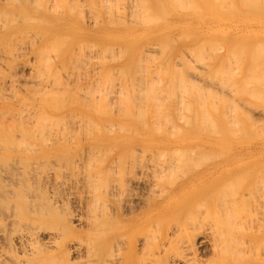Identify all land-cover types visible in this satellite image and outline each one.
I'll list each match as a JSON object with an SVG mask.
<instances>
[{"label": "bare ground", "instance_id": "1", "mask_svg": "<svg viewBox=\"0 0 264 264\" xmlns=\"http://www.w3.org/2000/svg\"><path fill=\"white\" fill-rule=\"evenodd\" d=\"M12 1H14V0H12ZM29 1L27 0V3H31L33 0L31 2H29ZM36 1L38 3H40L39 7H41L43 5L42 1H40V0H36ZM36 1H34V2H36ZM60 1L61 0H59V2L56 1L59 3V5L54 4V5L59 6V9L62 7V6L60 7ZM65 1H68V0H65ZM69 1H68V3H69ZM79 1H77V2H79ZM101 1L103 2V0H101ZM110 1H113V0H110ZM119 1L121 2V0H119ZM125 1L128 2L127 0H125ZM133 1L135 2V0H133ZM138 1H140V0H138ZM174 1L172 0V2H174ZM187 1L188 0H186V2H182L181 3L182 6H180L178 4L179 7H183V9H184L186 6V5L184 6V4L185 3L187 4ZM217 1L218 0H216V2ZM223 1H225V0H222V3H221V0L219 1L222 4V5L219 4V6L223 7V8L220 7V8H222V10L223 9L226 10L228 6L227 7L224 6ZM247 1H249V0H247ZM259 1H261V0H259ZM15 2H16V0H15ZM62 2H64V1H62ZM72 2H71V5H72ZM105 2L107 3L108 1H105ZM130 2H132V1L130 0L129 3ZM141 2L142 1H140L139 3H136L135 6H134V4L129 5V3H128V6H132V7L134 6L135 9L134 8H132V9L137 10L138 9L137 6L139 4H141ZM168 2H169V0H168ZM178 2H179V0H178ZM178 2L176 0L175 4ZM242 2L244 3V1H242ZM242 2L240 3V6H239V5H237V4H239L238 2L236 4L235 0H234V2L231 0L230 4L233 5L235 3L236 6L241 7V6H243V5H241ZM250 2L252 3V1H250ZM262 2L263 1H261V3ZM21 3H22L21 4L22 7H24L25 9H26V7H28V6H26L27 3H25L24 0H22ZM48 3L49 2H47V4ZM83 3H84V1L82 2V4ZM95 3H97V2H95ZM95 3L90 2V4H95ZM109 3H111V2H109ZM188 3H191V2H188ZM192 3L195 4L196 2L193 1ZM224 3H226V2H224ZM228 3H229V0L226 4H228ZM111 4H113V3H111ZM117 4H119L118 0H117V2H115L114 5H117ZM125 4H124V6H125ZM169 4L171 5L174 3H169ZM254 4H256V3H254ZM258 4H260V3H258ZM7 5L8 4H4L0 0V11H8L9 12L11 7L8 8ZM51 5H53V4H50L49 6H51ZM71 5H70V3L68 4V6H70V8L69 7L67 8V9H69V11L71 8H73V5H72V7H71ZM76 5H77V3H76ZM76 5H74V6H76ZM83 5H85V4H83ZM86 5H88V4H86ZM104 5H106V4H104ZM119 5H121V4H119ZM119 5H117V6H119ZM143 5H144V2H143ZM145 5H148V4H145ZM178 5H177V7H178ZM231 5L228 8H231L232 10H233V8L235 9L236 6L232 7ZM252 5H253V3L251 4V6ZM107 6H109V5H107ZM140 6L143 7L142 4ZM140 6H139V9L137 11L140 10V8H141ZM149 6H150V4H149ZM149 6H146L147 7V8L145 7L146 9L143 8V11L146 12L148 10ZM157 6L159 7V4ZM163 6H164L163 8L168 7V5L167 6L163 5ZM197 6L200 7L201 5L199 6L198 3H197V5L195 4V7H196L195 9H200ZM248 6H249V3H248ZM251 6L248 7L249 11H250ZM53 7L54 6H52V8ZM109 7L107 8V10L112 9L111 5ZM114 7L115 6H113V8ZM121 7H122V5H121ZM126 7H123V9L125 8L124 10H126ZM193 7L194 6H192L190 4V8H193ZM214 7L215 6L213 5V8ZM243 7H245V6H243ZM253 7H255V5L252 6V8ZM256 7H258V6H256ZM52 8H51V10H53ZM75 8L71 9L70 13ZM91 8H90V11H91ZM104 8H106V6H104ZM117 8L115 7L116 11H118ZM173 8H174V5H173ZM188 8H189V6H188ZM190 8H189V11H190ZM261 8H263V7L261 6ZM18 9L20 10V8H18ZM48 9H49V7L47 6V7H44L42 11H38V10L37 11L39 13H42V14L44 13L43 15H45L47 12L49 14ZM56 9H58V8H56ZM120 9L122 10V8H120ZM127 9H129V8L127 7ZM150 9H151V7H150ZM169 9H170V11H169ZM169 9H168V11L171 12L170 7H169ZM210 9H212V8H210ZM214 9H216V8H214ZM236 9H239L238 12L240 10L243 11V9L245 11V8H243V9L236 8ZM84 10H85V7H84ZM157 10H158V8H157ZM166 10H167V8H166ZM166 10H161V11L166 12ZM177 10H179V9H177ZM177 10H175V11H177ZM11 11H10V13H11ZM15 11H16V9H14V12ZM58 11L56 10L55 12L57 13ZM61 11H63V10L61 9ZM82 11H83V9H82ZM106 11H105V13L108 12V11L107 12ZM130 11H128V13ZM140 11L143 12L142 10H140ZM183 11L184 10H182V12ZM186 11H188V10H186ZM233 11H235V13H236V10H233ZM253 11H254V9H253ZM25 12H26V10H25ZM29 12H30V10H29ZM76 12H77V10H76ZM134 12H135V14H134ZM134 12H133V10L131 12L134 15V17L137 16V13L141 14V12H136V11H134ZM145 12H143V13H145ZM177 12H179V11H177ZM182 12H180V13H182ZM62 13H60V14H62ZM79 13L80 12L78 11V14ZM83 13L85 14V11ZM113 13H115V12H113ZM174 13H176V12H174ZM186 13L188 14V12H186ZM186 13H185L186 16H189V15L191 16L193 14L192 13V14L187 15ZM189 13H191V12H189ZM220 13H221V11H220ZM244 13H243L244 15L247 14L246 12H244ZM98 14H99V12H98ZM109 14H110V11H109ZM120 14H123V13L120 12ZM149 14H151V13H149ZM196 14H197V12H196ZM253 14H255V13L253 12ZM15 15L17 16V13ZM89 15H90V13H89ZM133 15H132V18H133ZM142 15H144V14H142ZM145 15H146L145 18H144V16H141L143 19L142 20L143 22L148 21V23H149L151 19L153 21L157 20V18H154L153 15L152 16L150 15V17H148L149 15L146 13H145ZM200 15L202 16L201 12H200ZM223 15L226 16L224 13H223ZM46 16H47V14H46ZM81 16H80L81 18H83V19L85 18L83 14ZM172 16H174V15H172ZM186 16H185V18H186ZM197 16H198V14H197ZM94 17L95 16H93V19H94ZM107 17H109V15ZM111 17H112V15H111ZM123 17H124V15H123ZM209 17H210V15H209ZM232 17H233V15H232ZM249 17H247V19H246L247 21H248ZM257 17L260 18L261 16L259 17L257 15ZM14 18H15V16H14ZM35 18H33V19L35 20ZM99 18H101V17H99ZM119 18L122 19L121 16H119ZM126 18H128L127 15H126ZM130 18H131V16H130ZM146 18H148V19L146 20ZM183 18L184 17H182V19ZM244 18H246V17H244ZM244 18H240V19L243 20ZM18 19H19V17H18ZM36 19H38V18H36ZM90 19H91V17H90ZM95 19H98V18H95ZM95 19L93 20L94 23H95ZM109 19H110V17H109ZM115 19H116V17H115ZM121 19H119V20H121ZM133 19L132 20L135 22V20H137V21L140 20V17L138 15V19H137V17H136V19L135 18H133ZM7 20H6V22H8ZM23 20H25V19H23ZM28 20H32V19H28ZM52 20L54 21V19H52ZM127 20L128 19H126L125 21H127ZM169 20H168V22H169ZM171 20H173V19H171ZM208 20H210V19L208 18ZM1 21H3V20H1ZM96 21H98V20H96ZM121 21L123 22V20H121ZM133 21H130V22H133ZM137 21H136V23H137ZM142 21H139V22L143 23ZM166 21H167V17H166ZM173 21L175 22L176 20H173ZM184 21H186V19H184L182 22H184ZM198 21H200V20H198ZM223 21H224V19H223ZM234 21L235 20H233L232 22H234ZM257 21H258V19L256 20V22ZM12 22H13V20H12ZM23 22H25V21H23ZM85 22H87V21H85ZM108 22H110V21H108ZM113 22H114V18H113ZM180 22H181V20H180ZM182 22H181V24H182ZM219 22H221V20H219ZM256 22H255V25H256ZM56 23L58 25H61V24L69 25V23H71L70 15H68V16L64 15L63 17L58 18V21ZM79 23H80V21H79ZM119 23L120 22H118V24ZM196 23L194 22L192 24L198 25L199 22L197 24ZM200 23H202V25H203L204 22H200ZM200 23H199V25H200ZM211 23H212V21H211ZM213 23L211 25H213ZM217 23L218 22L216 21V24ZM221 23L223 25L226 22L225 23L221 22ZM237 23L239 24V22H237ZM244 23L247 24V22H244ZM250 23H251V25L252 24L254 25L253 22H250ZM258 23H259V21H258ZM258 23H257V25H258ZM2 24L0 26H2ZM110 24H113V23L111 22ZM4 25L5 24H3V26ZM209 25H210V23H209ZM230 25H232V24H230ZM235 25H237V24H235ZM66 28H68V27H66ZM39 29H41V28H39ZM48 31H46V32H48ZM162 31H159V32H162ZM46 32H42V34L46 33ZM87 32H88V30H87ZM142 32L145 34L144 31H142ZM153 33H155V32H153ZM165 33H166V31L164 32L163 36L166 35ZM22 34H24V33H22ZM25 34H24V36H25ZM27 34H29V33H27ZM57 34H59V33H57ZM179 34H178V37H180ZM37 35L39 36V38H41L43 36V35L41 36L39 34V32H37ZM37 35H35V37ZM134 35H135L134 37H136L137 33ZM140 35H142V33ZM158 35L159 34L157 33V36ZM183 35L184 34H181V37ZM31 36H34V35H31ZM163 36H161V38L165 39V38H163ZM29 37H30V35H29ZM29 37H25V38L29 39ZM169 37H172V36H169ZM9 38L11 39L10 36H9ZM25 38H23L22 40H24ZM63 38L65 39V36ZM66 38H68V37H66ZM142 38H145V37H142ZM174 38H175V36H174ZM10 39H7V40H10ZM48 39H50V38H48ZM151 39H153V38L149 39L150 42L146 38L144 39V41L147 40L148 43L151 44V46H152L153 43H151ZM167 39H168V37H167ZM175 39H177V38H175ZM34 40H36V39H34ZM34 40H31V41L33 42ZM165 40H163V41H165ZM169 40L170 41L166 40L165 42H167V44H168V42H171L170 38H169ZM14 41H15V39H14ZM55 41H56V38H55ZM60 41H63L62 37H61ZM7 42H9V41H7ZM52 42L56 43V42H54V40ZM64 42H65V40H64ZM201 42H203V41H200V43ZM9 43H11V42H9ZM142 43H144V42H142ZM145 43H147V42H145ZM156 43L158 45V42H156ZM174 43H175V41H174ZM205 43H206V41L204 42V44ZM207 43L209 44L210 42L208 41ZM213 43L215 44V42H212V44ZM228 43H230V42H228ZM261 43L263 45V42H261ZM23 44H25V43H23ZM56 44H58V42ZM82 44H83V42H82ZM84 44H86V42ZM93 44L95 45V43H93ZM218 44H219V42H218ZM10 45H8V46H10ZM29 45H31V44H29ZM50 45H49V48H50ZM62 45H63V43L61 44V46ZM65 45H66V43H65ZM83 45L82 46L80 45L81 49H82ZM141 45H140V47H141ZM143 45L144 46L141 49V51L138 52L139 54L142 53V55H144L146 53V51L153 50V47L150 48L151 47L150 45H148V44H143ZM260 45L261 44H259V46ZM3 46H1V47H3ZM25 46L27 47V45H25ZM25 46L22 47L23 50H24ZM46 46H47V44H46ZM165 46L167 47V45H164V47L163 46L162 47L165 48V50H166ZM234 46L235 45L233 44V47L231 48V50L233 49L232 51L235 54L236 51H234V49H235ZM13 47H14V45H13ZM64 47H66V46H64ZM87 47L89 48V45ZM204 47H205V45H204ZM204 47L200 46V48H202L203 50H204ZM244 47L242 46L241 48L245 49ZM27 48H30V47H27ZM118 48H120V47H118ZM121 48H122V46H121ZM160 48H161V45H160L159 49ZM171 48H173V47H170V51H168L169 53L171 52ZM186 48H188V47H186ZM191 48H193V47H191ZM191 48H190V51H191ZM200 48L198 47L197 49H200ZM208 48L210 49V46ZM218 48H219V46H218ZM241 48H239L240 51H241ZM257 48H259V47H257ZM262 48H263V46H262ZM14 49H13V51H14ZM47 49L48 48H45L46 51H48ZM52 49H54V47ZM66 49H67V47H66ZM122 49H124V48H122ZM214 49H215V47H214ZM2 50L0 49V51H2ZM25 50H27V49L25 48ZM95 50H96V48H95ZM104 50H105V48L103 49V51ZM165 50L163 49L164 52H165ZM231 50L229 51L230 53H227L228 56L230 54H233V52ZM76 51H78V50H76ZM90 51L91 50H89V52H87V53L88 54L94 53V52H90ZM154 51H156V50H154ZM185 51H183V53ZM187 51H189V50L187 49ZM190 51H189V53H190ZM214 51L217 52L218 50H214ZM253 51H255V50H253ZM253 51H252V54H253ZM18 52H19V50H18ZM40 52H42V51H40ZM43 52H45V51H43ZM99 52H100V54H102L101 53L102 49ZM99 52L95 55L98 56ZM113 52L115 53L116 51L113 50ZM113 52H110V54ZM127 52H128V50H127ZM215 52H211V53L215 54ZM13 53H12V55H14ZM23 53H22V55H23ZM49 53H51V52H49ZM186 53H184L185 56H186ZM203 53H204V55L206 54L205 52H202L201 55H199V56L197 55L198 61H199V58H202L205 61V58H203L205 56L200 57V56H202ZM238 53H240V52H238ZM20 54H19V58H20ZM82 54H83V52H82ZM107 54H108V52H107ZM149 54H151V53L149 52ZM152 54H153V52H152ZM191 54H193V53H191ZM209 54L207 53V57ZM213 54L210 55V57L213 56ZM240 54L243 55V53H240ZM263 54H264V51H263ZM0 55H3V54H0ZM48 55H50V54H48ZM117 55L120 56L121 55L120 52L119 53L117 52L116 56ZM157 55H159L161 57V54H157ZM167 55L169 56L170 54L167 53ZM260 55H261V53H260ZM16 56H18V55H16ZM77 56H75L74 58H77ZM100 56H102V55H100ZM113 56H114L113 58H115V59L117 58L115 56V54H113ZM140 56H141V54H140ZM151 56L148 55L147 56L148 58L147 57L146 58L149 59V57H150V59H151ZM159 56H156V58H154L155 57L154 56L153 58L156 60L157 57L159 58ZM194 56H195V54H194ZM228 56H226V57H228ZM235 56L237 57L238 55H235ZM13 57L15 58V56H13ZM13 57H12V59H13ZM38 57H40V56H38ZM51 57L50 58L48 57V58L52 59ZM86 57L88 58L87 55H86ZM92 57H91V60L89 59L88 63L84 64V65L89 66L91 64V61L94 60V59H92ZM111 57L112 56H110V59H111ZM182 57H184V56H182ZM210 57H208V59H206V60H212L213 59V57H211V59H209ZM232 57L233 56H231V58ZM254 57L255 56H253L252 58L254 59ZM7 58H8V56H7ZM9 58L7 59L8 65L10 64V61H8ZM41 58H43V57L41 56L40 59ZM48 58L46 57V59H48ZM53 58H55V57H53ZM79 58L80 57H78V59ZM89 58H90V56H89ZM93 58H96V57H93ZM107 58H109V57H106L104 59L107 60ZM140 58H139V61H140ZM153 58L151 59L152 61L154 60ZM44 59H41L40 62L42 63L44 61ZM78 59H76V60L78 61ZM80 59H79V61H80ZM96 59L101 60L103 58L99 59V56H98ZM147 59H145V62L148 61ZM176 59H177V57H176ZM184 59H185V57H184ZM202 59H200V63L202 62L201 61ZM240 59H241V56L239 57V60ZM253 59H251V60H253ZM34 60L37 61V59H34ZM151 60H149V61L151 62ZM187 60H190V59L189 58L186 59V62H188ZM195 60H197V59H195ZM215 60H216V58H215ZM229 60L227 63L228 65H229ZM262 60L263 59H261L260 61H262ZM3 61H5V60H3ZM82 61L83 60L81 59V62ZM89 61H90V64H89ZM191 61H192V59L190 60V62ZM221 61H222V59H221ZM237 61H238V59H237ZM257 61H259V60H257ZM11 62H12V60H11ZM27 62L29 63L28 60H27ZM38 62H39V60H38ZM46 62H47V60H46ZM48 62H51V61H48ZM71 62H72V59H71ZM3 63H6V62H3ZM83 63H86V62H83ZM83 63H82V65H83ZM100 63L101 62H99V64ZM144 63L143 64L139 63L140 66L142 65L141 66L142 68H144L143 67L145 65ZM165 63L167 64V61ZM262 63H261V65H262ZM15 64H16V66L19 65V64L17 65V63H15ZM79 64H80V62H79ZM139 64H137V66ZM147 64H148V62H147ZM203 64H201V66ZM207 64H209V63H206L204 66H206ZM220 64H219V66H220ZM1 65L2 64L0 63V66ZM8 65H5V66L8 67ZM49 65L47 64L46 65L47 67L46 66L45 67L48 68ZM84 65H83V67H84ZM160 65H162V64H160ZM193 65L194 64L192 62V67H193ZM238 65H240V64H237V66ZM252 65H255V64H252ZM2 66H1V68L4 67V66L3 67ZM16 66L13 65L12 67L14 68ZM30 66H32V65H30ZM30 66H29V68H30ZM35 66H36V64H35ZM50 66H52V64ZM60 66H61V64H60ZM98 66H100V65H98ZM219 66H217V67H219ZM7 67H6V70H7ZM145 67H146V65H145ZM174 67H177V65ZM198 67H200V66L198 65ZM206 67L208 68V66H206ZM217 67H216V70H217ZM43 68H42V70H43ZM49 68H51V67H49ZM62 68L65 71L64 66ZM68 68H66V69H68ZM77 68H79V70H80V65ZM101 68H102V66H101ZM138 68H136L135 70L138 71L139 70ZM158 68H159V66H158ZM162 68H164V67H162ZM195 68H196V70L198 69L196 66H195ZM93 69H95V67ZM97 69H100V68H97ZM108 69H110V67L107 68V70ZM146 69H147V67H146ZM184 69H186V68L184 67ZM190 69L192 70L191 65H190ZM190 69H189V71H190ZM227 69H228V67H227ZM4 70L5 69L3 68V70H1V71L4 72ZM22 70L23 69H21V71ZM70 70H71V68H70ZM121 70H122V68H121ZM154 70L155 69H153V75H154ZM159 70H160V68H159ZM159 70L156 68L155 71L159 72ZM205 70H206V68H205ZM262 70H264V69H262ZM14 71H12V73ZM89 71H91V70H89ZM141 71H143V73H144V69H142ZM163 71L165 72V70H163ZM177 71L178 70L175 69V73H180ZM222 71L224 72V70H222ZM247 71H248V69L246 70V72ZM23 72H25V71H23ZM31 72H34V71H31ZM46 72L47 71H45V73ZM59 72H61V71H59ZM76 72H77V70H76ZM81 72H83V71H81ZM158 72L156 73V75L158 74ZM169 72H170V70H169ZM193 72L194 71H192V74L195 73V72L194 73ZM234 72H236V71L234 70L232 73H234ZM4 73H2V74H4ZM56 73H58V72H56ZM65 73H66V71H65ZM72 73L74 74V69H72ZM83 73H86V72H83ZM90 73H92V72H90ZM95 73H96V70H95ZM145 73H147V72H145ZM198 73H199V71L197 72V74ZM227 73H225V75H227ZM2 74H1V76H3ZM16 74H17V72H16ZM21 74H22V72H21ZM37 74H39V77H40L42 73L38 72ZM52 74H53V72H52ZM77 74H76V76H77ZM106 74H107V72H106ZM115 74L112 73V75H115ZM119 74H120V72H119ZM138 74H141V72H138L137 75ZM201 74H199L197 76H199V78H200ZM239 74H240V72H239ZM27 75H30V74H27ZM60 75L61 74H59L58 77ZM153 75H150V76L155 77V75L154 76ZM175 75H177V74H175ZM44 76H47V74ZM103 76H106V75L104 74ZM180 76H182V75H180ZM180 76H178V78ZM215 76H216V74H215ZM255 76H256V74H255ZM11 77H13V76H11ZM19 77H22V76H19ZM25 77H26V75H25ZM29 77H30L29 80L30 79L32 80V78H34L36 80V75L34 77H32L30 75ZM50 77H51V75H50ZM55 77L57 78V75ZM70 77H72V75ZM116 77H118V74ZM152 77H150V79H148V78L147 79L149 81H151ZM226 77H228V76H226ZM52 78H54V77H52ZM52 78H50V80ZM63 78H64V76L62 77V81H61L62 84L65 82V81L63 82ZM68 78H69V75H68ZM83 78H81V79H83ZM89 78H90V76H89ZM89 78H88V80H89ZM92 78L93 77L91 76V79ZM101 78H103V77H101ZM112 78H113V76L110 79H112ZM119 78H120V76H119ZM175 78H172V81H175ZM181 78H183V77H181ZM187 78H188V76H187ZM199 78L197 77V79H199ZM223 78H224V76H223ZM108 79H106V81L110 82V80H108ZM145 79H146V77H145ZM217 79H219V78H217ZM243 79H245V77ZM38 80L39 79H37L36 81H38ZM64 80H65V78H64ZM76 80H78V79L76 78ZM76 80H75V82H76ZM85 80H87V79H85ZM90 80L88 81V85H89V83H91V84L93 83ZM95 80H96V78H95ZM114 80L115 79L113 78V82H115ZM123 80H125V79H123ZM137 80H138V78H137ZM140 80L139 81L135 80V81L137 83H139V82L143 81L144 78H142L141 81ZM155 80H157V79H155ZM159 80H161V79H159ZM214 80H215V77L212 80V82ZM13 81H14L13 83L15 85L16 81L14 79H13ZM68 81L70 82V80H68ZM68 81H67V83H68ZM99 81H100L99 78H97V80L95 81L96 82L95 85H93V86H95V89H93V90L91 88H94V87L89 88L86 84H85V86H87V88L85 86H84V88H82L83 82H82L81 89L79 87H77L79 89H74V88L66 89L67 88L66 87L64 89L59 88V89H57L58 91H54V89L49 90V89L45 88V89L49 90V91H46L44 88H42L43 87L42 86L40 88L44 89L43 93L41 91L40 92L42 94L40 92H38L41 95V97L38 96L39 95L38 93H37L38 95H36V96L41 98V99H39V101L45 100L46 103L44 101L43 103L35 104L36 103L35 102L34 103L35 106H29L28 108L20 107L21 109H18L19 106H18V108L13 107L12 110H10L11 109L10 108V109H8L9 111H6L4 113H3V111H5L8 108V107L7 108H4V107L8 106L9 104L8 105L4 104L5 106H0V108L2 107L0 109V112L2 111L0 113L1 114L0 117L3 116L2 118H0V264H264V153H263L264 151L263 152L256 151V150L253 151V150L248 149V148H245V149L240 148V149H236L235 151L225 150L224 148H223L224 150L220 149L221 151L216 150L217 149L216 147H220L221 145H223V146L225 145V142H224L225 140L221 141L218 139H214L212 137L211 133H213V131L215 130L213 128H216V126L214 124H211V122H209L211 119L208 120V117L210 114L207 115L208 114L207 110L204 107L206 102H205V104L202 105L204 108H201L199 110L200 106L199 107L197 106L198 109L196 111L195 109L197 107L195 108V104L192 101L193 98L190 95V93H188V92H190V90L188 89L189 91H187V89H186L185 91H183L181 89L182 91H177L179 88L178 89L176 88L177 90L175 89V87H177L176 84L172 85L173 90H171V91L172 92L174 91V92L170 93V95L168 96L169 98H166L167 97V96H165L166 91L168 93L171 92V91H169L170 88H167V87H171V86H169V84L174 83L172 81H167V82L163 83L164 85L167 83L166 85H168V86H166V88L169 90H164L165 89L163 87L164 85L161 86V88H158L159 86L157 87L158 83L156 81L157 84L155 83L156 85H154V86L157 87V90L155 89L156 87H154L155 90L154 89L153 90H151V89L147 90L148 86H146V84L144 83L146 89H145V87H142L143 85H140L142 87L141 88V87H138L139 85L137 86V84H135L136 87H138L137 89L135 88L132 90L131 89L127 90V88L124 89L123 88L124 86H121L122 90L121 89L120 90L115 89L114 91H113V88L117 87V86L114 87L115 86L114 83H112V84H114V86H113L112 90L110 89L111 91H108L109 90L108 88H106V89H108L107 91H99L100 90L99 88H98L99 90H96L97 89L96 85L98 84L97 82H99ZM180 81H182V79L179 80V85H180ZM191 81H192V78H191ZM210 81H211V79H210ZM226 81H228V80H226ZM235 81H236V79L233 80V82H235ZM7 82H8V80H7ZM24 82H26V80ZM43 82H45V81H43ZM43 82H37V84L43 83ZM49 82L47 81L48 84H49ZM55 82H57V81H55ZM125 82L126 81H124V83ZM161 82L162 81H160V83ZM183 82H185V83H183ZM183 82H181V83L185 85L187 81H183ZM230 82L231 81H228V84H230V86H231V84H233V83H230ZM105 83L107 84V82H105ZM117 83H119V82H117ZM141 83H143V82H141ZM205 83H203V84H205ZM215 83L218 84L217 82H215ZM221 83L219 82L218 86H220ZM225 83H227V82L224 81V83H222V84L224 85ZM246 83H247V81H246ZM249 83H250V81H249ZM4 84H6V83H4ZM8 84H9V82H8ZM55 84L56 83H54V85ZM100 84L102 86L99 85L98 87H100V86L103 88L105 87V86H103L102 83H100ZM187 84L190 87L189 81ZM252 84H254V83H252ZM258 84H259V82H258ZM17 85H19V84H17ZM22 85H24V84H22ZM41 85L42 84H40V86ZM49 85H51V84H49ZM57 85H58V83H57ZM69 85L70 84H68V86ZM73 85H74V83H73ZM77 85H79V82L77 83ZM129 85H130V83H129ZM233 85H235V84H233ZM11 86H13L12 83H11ZM11 86H10V88H12ZM19 86H21V83ZM28 86H31V85L27 84V86H26V88H24V90L28 89L27 88ZM34 86H32V87L34 88ZM188 86L186 88H188ZM225 86H226V84H225ZM244 86L245 85H243V87ZM15 87H17V86H15ZM22 87H20V88L23 89ZM44 87H46V86H44ZM108 87H112V86L109 85ZM133 87H135V86H133ZM162 87H163V89H162ZM181 87L184 88L183 86H181ZM191 87H193V86H191ZM20 88L18 90L19 93L20 92L24 93V91H21ZM235 88H237V87H235ZM2 89H4V88H2ZM5 89H7V88H5ZM5 89H4V91H5ZM34 89H33V91H34ZM38 89H39V87H38ZM196 89L197 88H195V90ZM222 89L226 90V87H224ZM227 89H228V86H227ZM234 89H232L233 93H234V91L236 93L237 90H234ZM103 90H105V89H103ZM232 90L230 89V93H232L231 92ZM247 90H248V88H247ZM1 91L2 90L0 89V92ZM14 91L11 93H14ZM18 91H16L17 94H18ZM30 91L31 90H28V92L31 93L30 95L35 93V92L32 93ZM198 91H199V89H198ZM220 91H221V89H220ZM212 92H214V91H212ZM237 92L240 93L241 90H239ZM243 92H245V91H243ZM243 92H241V93L243 94ZM247 92H245V93H247ZM4 93H6V92H4ZM25 93L23 95L19 94L18 97H20L21 95H22V97L24 95H25L24 97H26L27 94H25ZM201 93L203 94L204 92H201ZM225 93H224V95H225ZM249 93H250V91L248 92V95H249ZM252 93L254 94L255 92H251L250 94H252ZM1 94H3V92ZM17 94L14 93V95H16V96H17ZM206 94H208V92ZM257 95L261 96L263 94L259 91ZM12 96H13V94H12ZM204 96H206V95H204ZM254 96H255V94H254ZM7 97L10 98V96H7ZM38 97H36V99ZM206 97H208V96H206ZM255 97H253V98H255ZM11 98H15V96L11 97ZM57 98H58V100H57ZM203 98L204 97H202V99ZM214 98H216V97H214ZM221 98H222V96H221ZM231 98L233 99V96H231ZM256 98H259V97H256ZM16 99H17V97L15 98V101H17ZM25 99L27 100V98H25ZM149 99L150 100L153 99L154 102L151 101V103H149L148 102V101H150ZM225 99H226V97H225ZM225 99H223V101ZM48 100H50V101H48ZM200 100H201V98H200ZM214 100H211V102L209 104H211ZM235 100H237V99L235 98ZM29 101H27V102H29ZM187 101H189L190 103H188ZM237 101H239V100H237ZM243 101H244L243 103H247V100L246 101L243 100ZM27 102H23V103L27 104ZM58 102H60V103H58ZM232 102H234V101L232 100ZM240 102H241V100H240ZM3 103H5V102H3ZM7 103H10L9 100L7 101ZM30 103L31 102H29V105H30ZM101 103H102V105H101ZM248 103H250V102L248 101ZM215 104L216 103L213 102L210 105V107L211 106L214 107ZM225 104H224V106H226ZM227 105H228V103H227ZM240 105H242V104H240ZM252 105L254 106L253 103H252ZM187 106H189V108ZM185 107H187V108L184 109ZM244 107H246L245 104H244ZM225 108H227L229 110V106L225 107ZM203 109H205L206 112ZM254 109H252V110H254ZM261 109H263V108H261ZM210 110L211 109H209V111ZM218 110H219V108H218ZM214 111H216V110H214ZM231 111L232 110L230 109V113H231ZM259 111H260V109H259ZM235 112L236 111H234V113ZM247 112H250V111H247ZM257 112H258V110H257ZM262 112H264V111H262ZM228 113H229V111L227 112V114ZM239 113L240 114H238V115L242 114L240 111H239ZM223 114H224V110H223ZM248 114H250V113H248ZM213 115L214 114L212 113V116ZM201 116H203V120L201 119L202 120L201 122H205V124H203V125L199 124V122L197 121L198 118ZM228 116H230V114ZM231 116H232V114H231ZM234 116H235V114H233V117ZM224 117H226L225 114H224ZM251 117H253V116L251 115ZM162 119L165 120V122H167L164 126H166L168 124V122H172V126L169 125L171 130L169 128L163 127L162 126L163 124L161 126L165 129H160L161 126L159 125V123H161ZM225 120H227V123H229L228 124L229 126H231V125H232V127L236 126V125L230 124L229 120H231V119H229V120L225 119ZM255 120L257 121V119H255ZM258 120H261V119H258ZM222 121L224 122V120H222ZM231 121H233V123H234L235 117ZM250 121H251V118H250ZM253 121H252V124L256 123V121H254V122ZM261 121H263V120H261ZM162 123H164V122H162ZM212 123H214V122H212ZM257 123H258V121H257ZM257 123H256V125H254V126H256V128H258L257 126H259V125H262V128H264L263 124L258 123L259 125H257ZM235 124H239V122L235 123ZM247 125H245V126H247ZM213 126H215V127H213ZM238 126L240 127V125H238ZM245 126H242V127H244L242 129L243 134L245 133L244 130L247 129V127L245 128ZM250 126H253V125H251V123H250ZM254 126H253V128H254ZM167 129H169V130H167ZM211 129H212V131H211ZM234 129H236V127H233L234 132L232 131V129L230 131L233 134L237 133L236 131L238 130V129H236V130H234ZM221 131H222V129H221ZM247 131H248V129L246 130V134L249 133V132L247 133ZM254 131H257V130H254ZM263 131H261V132H263ZM219 132L217 131V134ZM239 133H241V131ZM255 133H256V135H258V134H260V131L258 132V134H257V132H255ZM249 135H250V133H249ZM259 136H261V135H259ZM247 145H245V147ZM250 146L253 147L255 145H250ZM263 146H262V148H263ZM257 147L259 148V146H257ZM234 149H235V147H234ZM260 214L262 215V217L257 216Z\"/></svg>", "mask_w": 264, "mask_h": 264}, {"label": "rangeland", "instance_id": "2", "mask_svg": "<svg viewBox=\"0 0 264 264\" xmlns=\"http://www.w3.org/2000/svg\"><path fill=\"white\" fill-rule=\"evenodd\" d=\"M4 4H8L7 6H8V8H10V11H11V13H10V11L8 12V11H0V25L3 23V24H5L4 26H3V24H2V26H0V49L2 50L3 48V50L2 51H0V54H3V55H0V63L4 66H2L5 70H4V72L3 71H1V70H3V68H1V66H0V76H1V74L2 73H4V74H2L3 76H1L0 77V89L2 90L1 92H0V97L2 98H0V106H5V105H8V106H5L4 108H7L5 111H3V113L4 112H6V111H9L8 109H10V110H12V108L13 107H15V108H18V106H19V108L18 109H21L20 107H24V108H28L29 106H35V104H40V103H43L45 100H41V101H39V99H41V98H39L38 96H40L41 97V95L38 93V92H42L43 93V91H44V89L45 88H47V89H49V90H52V89H54V91H58L57 89H59V88H61V89H64V88H66V89H72V88H74V89H81V86H82V82H83V87L82 88H84V86H85V84L89 87V88H91V87H94V88H91L92 90L93 89H95V86H93V85H95V81L97 80V78H99V82H97L98 84L96 85L97 86V89L96 90H99V91H107L108 89V91H111L112 90V88H113V86H114V84H115V86L114 87H116V88H113V91L116 89H118V90H122V88H121V86H124L123 88L125 89V88H127V90H132V89H137L138 87H141L140 85H143L142 87H145V84H146V86H148L147 88V90H153L154 89V87H156V86H154V85H156L157 83L159 84H157V87L158 88H161V86H163L164 84V82H167V81H172V78H175V81H172V82H174V83H170L169 84V86H171V87H167V88H170V90L169 89H167L166 88V86H168V85H164L163 87L165 88L164 90H169V91H171V90H173V87H172V85L174 84H176V86L177 87H175V89L177 88H179L177 91H185L186 89H187V91H189L190 90V92H188V93H190V95L192 96V101L194 102V104H195V108L198 106H200L199 107V110L201 109V108H206V110H207V115H209V117H208V120L209 119H211L209 122H211V124H214L215 126H216V128H213V129H215L214 131H213V133H211V135H212V137L214 138V139H218V140H221V141H224L225 142V145L223 146V145H221L220 147H216L217 149L216 150H218V151H221V150H232V151H235L236 149H240V148H248V149H251V150H256V151H260V152H263L264 151V128H262V125H259V124H263L264 125V112H262V111H264V70H262V69H264V54H263V51H264V0H261V1H263L262 3H261V1H259V0H249V1H247V0H242V1H244V3L241 1V0H235L236 1V4H237V2L239 3V4H237V5H239L240 6V3L242 2V4L241 5H243V6H245V7H243V6H241V7H238V6H236V4L234 3H232L233 5H231L230 4V1L231 0H229V3L228 4H226L227 2H228V0H225V1H223V5L224 6H236L235 7V9L233 8V10H236V13H235V11H233L231 8H228L227 7V9L225 10V9H223L222 10V6H219V4H221L222 3V0H221V3L219 2L220 0H218L217 2H216V0H188L187 1V4L185 3H183L184 4V6H185V8L183 9V7H179V5L180 6H182L181 5V3L182 2H186V0H179V2H178V0H177V2L178 3H176L175 4V2H176V0L174 1V2H172V0H169V2H168V0H140V1H142L141 2V4H142V6L143 7H141L140 5L141 4H137L138 6V9H139V6L142 8H140V10H142L143 11V8H145L146 6H149V4H150V6L148 7V10L145 12V11H143V12H145L146 14H148L149 16L148 17H150V15L152 16L153 15V17L154 18H157V20L155 21H153L152 19V21L150 20V22L148 23V21L147 22H143L142 20V17L141 16H144V18L146 17V15H145V13H143V12H141L140 10L139 11H137V10H134L135 9V4L136 3H139L140 1H138V0H135V2L133 1V0H131L132 2H130L129 3V1L130 0H127L128 2H126L125 0H121V2L118 0V2H119V4H121L122 5V7H121V5H119V4H117V5H119V6H117V5H114L115 4V2H117V0H113V1H110V0H103V2L101 1V0H68L69 1V3H70V5H71V2L73 1L74 3L76 2L77 3V5H76V3L74 4L73 2H72V5H73V8H75L76 10H77V12H76V10L74 9V10H72V12L70 13V11H71V9H73V8H71L70 9V11H69V9H67L68 7L70 8V6H68V1H65V0H61L60 1V9H59V6H57V5H54V4H58L59 5V0H40V1H42V6L41 7H39L40 6V3H38L36 0H28L29 2H31V3H27V0H24L25 1V3H27V5L26 6H28V7H26V9L24 8V7H22V0H16V2H15V0L14 1H12V0H1ZM19 1V2H18ZM34 1H36V2H34ZM56 1H58V2H56ZM62 1H64V2H62ZM77 1H79V2H77ZM84 1V3L83 4H85V5H83L82 4V2ZM88 1V2H87ZM105 1H108L107 3L105 2ZM137 1V2H136ZM155 1V2H154ZM161 1V2H160ZM163 1V2H162ZM165 1V2H164ZM193 1H195L196 3V5H197V3L199 4V6L200 7H198V8H200V9H195L196 7H195V4L194 3H192ZM233 2H234V0H232ZM240 1V2H239ZM250 1H252V3H253V5L252 6H254L255 5V7H253L252 8V6H251V2ZM255 1V2H254ZM258 3H260V4H258ZM34 2V3H33ZM47 2H49L48 4H47ZM66 2V3H65ZM87 2V3H86ZM90 2L91 3H95V2H97V3H95V4H90ZM101 2V3H100ZM105 2V3H104ZM109 2H111V3H113V4H111V3H109ZM124 2V3H123ZM134 2V3H133ZM143 2H144V5H143ZM188 2H191V3H188ZM204 2V3H203ZM224 2H226V3H224ZM80 3V4H79ZM126 3V4H125ZM128 3H129V5H133L134 4V6L132 7V6H128ZM157 3V4H156ZM169 3H174V4H169ZM214 3V4H213ZM248 3H249V6H251L250 7V11H249V6H248ZM251 3V4H250ZM254 3H256V4H254ZM30 4V5H29ZM39 4V5H38ZM50 4H53V5H51V6H49ZM86 4H88V5H86ZM100 4V5H99ZM103 4V5H102ZM104 4H106V5H104ZM124 4H125V6H124ZM145 4H148V5H145ZM156 4V5H155ZM159 4V7L157 6ZM168 5V7H166L167 8V10H166V8H163L164 6L163 5ZM179 4V5H178ZM190 4L192 5V6H194L193 8H190ZM226 4V5H225ZM263 4V5H262ZM65 5V6H64ZM72 5H71V7H72ZM74 5H76V6H74ZM81 7H80V6ZM94 5V6H93ZM107 5H111L112 6V9H108L109 11H110V14L112 15V17H111V15L109 14V11L107 10V8L109 7V6H107ZM170 5V6H169ZM173 5H174V8H173ZM177 5H178V7H177ZM207 5V6H206ZM213 5L215 6L214 8H216V9H214L213 8ZM222 5V4H221ZM49 7V14H48V12L46 13L47 14V16H46V14L45 15H43L42 13H39L38 11H42L43 10V8L44 7ZM52 6H54L53 8H52ZM64 6V7H63ZM83 6V7H82ZM96 6V7H95ZM101 6V7H100ZM103 6V7H102ZM104 6H106V8H104ZM113 6H115L116 8H117V10L118 11H116V9H115V7L113 8ZM129 8V9H127V7ZM156 8H154V7ZM172 6V7H171ZM188 6H189V8H190V11H189V8H188ZM256 6H258V7H256ZM261 6L263 7V8H261ZM30 7V8H29ZM84 7H85V10H84ZM88 7V8H87ZM93 9H92V8ZM98 7V8H97ZM122 8V10L120 9V8ZM123 7H126V10H124L123 9ZM150 7H151V9H150ZM169 7L171 8V12H169L170 11V9H169ZM220 7H222V8H220ZM247 7V8H246ZM13 8V9H12ZM18 8H20V10L18 9ZM24 8V9H23ZM51 8L53 9V10H51ZM56 8H58V9H56ZM64 8V9H63ZM90 8H91V11H90ZM101 10H100V9ZM110 8V7H109ZM131 8V9H130ZM132 8H134V9H132ZM147 8V7H146ZM145 8V9H146ZM157 8H158V10H157ZM162 8V9H161ZM210 8H212V9H210ZM225 8V7H224ZM236 8H240V9H243V8H245V11H244V9H243V11L244 12H246L247 14V16L246 15H244L245 13L242 11V10H240L239 12H238V10L239 9H236ZM252 8V9H251ZM14 9H16V11L14 12ZM23 9V10H22ZM28 9V10H27ZM61 9L63 10V11H61ZM67 9V10H66ZM79 9V10H78ZM82 9H83V11H82ZM120 9V10H119ZM168 9H169V11H168ZM177 9H179V10H177ZM184 10L183 12H182V10ZM253 9H254V11H253ZM256 9V10H255ZM258 9V10H257ZM25 10H26V12H25ZM29 10H30V12H29ZM38 10V11H37ZM58 11L57 13L55 12V11ZM65 10V11H64ZM95 10V11H94ZM97 10V11H96ZM108 12H107V11ZM124 10V11H123ZM131 10V11H130ZM132 10H133V12L134 11H136V12H141V14H138L137 13V16H135L134 17V15L131 13L132 12ZM155 10V11H154ZM161 10H166V12H162ZM175 10H177V11H179V12H177V11H175ZM181 10V11H180ZM186 10H188V11H186ZM193 10V11H192ZM199 10V11H198ZM201 10V11H200ZM204 10V11H203ZM219 10V11H218ZM247 10V11H246ZM22 11V12H21ZM54 11V12H53ZM78 11L80 12L79 14H78ZM85 11V14L83 13ZM105 11L107 12V13H105ZM112 11V12H111ZM121 13H123V14H120V12ZM127 11V12H126ZM128 11H130L129 13H128ZM153 11V12H152ZM162 13H161V12ZM210 13H208V12ZM220 11H221V13H220ZM224 11V12H223ZM242 11V12H241ZM8 12V13H7ZM63 12V13H62ZM67 12V13H66ZM75 12V13H74ZM82 12V13H81ZM88 12V13H87ZM98 12H99V14H98ZM113 12H115V13H113ZM151 13V14H149V13ZM155 12V13H154ZM174 12H176V13H174ZM180 12H182V13H180ZM186 12H188V14H192L191 16L189 15V16H186L185 15V13ZM189 12H191V13H189ZM196 12H197V14H198V16H197V14H196ZM200 12H201V14H202V16L204 17H202L201 15H200ZM212 12V13H211ZM217 12V13H216ZM238 12V13H237ZM241 12V13H240ZM253 12L255 13V14H253ZM11 15H10V14ZM17 13V16L15 15ZM38 13V14H37ZM60 13H62V14H60ZM89 13H90V15H89ZM114 15H113V14ZM128 13V14H127ZM131 13V14H130ZM169 13V14H168ZM173 13V14H172ZM195 13V14H194ZM205 15H204V14ZM215 13V14H214ZM223 13L226 15V16H224L223 15ZM244 13V14H243ZM249 13V14H248ZM252 13V14H251ZM262 13V14H261ZM3 14V15H2ZM9 14V15H8ZM84 15V19L83 18H81L82 16L81 15ZM128 16V18H126V15ZM134 14H135V12H134ZM142 14H144V15H142ZM165 14V15H164ZM168 14V15H167ZM184 14V15H183ZM187 14V13H186ZM187 14V15H188ZM210 15V17H209V15ZM240 14V15H239ZM13 15V16H12ZM54 15V16H53ZM59 15V16H58ZM61 15V16H60ZM68 16V15H70V18H71V23H69V25H63V24H61V25H58L56 22L58 21V18H60V17H63V16ZM98 15V16H97ZM109 15V17H110V19H109V17H107ZM123 15H124V17H123ZM131 16V18H130V16ZM132 15H133V18H135L136 19V17H137V19H138V15H139V17H140V20H135V22L133 21L134 19L132 18ZM155 15V16H154ZM158 15V16H157ZM160 15V16H159ZM172 15H174V16H172ZM196 15V16H195ZM208 15V16H207ZM212 15V16H211ZM232 15H233V17H232ZM254 15V16H253ZM257 15L260 17V18H258L257 17ZM14 16H15V18H14ZM22 16V17H21ZM46 16V17H45ZM81 16V17H80ZM93 16H95L94 17V19L95 18H98V19H95V23H94V19H93ZM116 17V19H115V17ZM119 16H121L122 17V19L121 18H119ZM157 16V17H156ZM170 16V17H169ZM177 16V17H176ZM185 16H186V18H185ZM194 16V17H193ZM200 16V17H199ZM246 17V18H244V17ZM250 16V17H249ZM253 16V17H252ZM7 17V18H6ZM10 17V18H9ZM18 17H19V19H18ZM21 17V18H20ZM24 17V18H23ZM38 18V19H36V18ZM49 17V18H48ZM75 17V18H74ZM89 17V18H88ZM90 17H91V19H90ZM99 17H101V18H99ZM162 17V18H161ZM165 17V18H164ZM166 17H167V21H166ZM176 17V18H175ZM182 17H184L183 19H182ZM189 17V18H188ZM207 17V18H206ZM214 17V18H213ZM217 17V18H216ZM247 17H249L248 18V21L246 20L247 19ZM9 18V19H8ZM13 18V19H12ZM32 19V20H28V19ZM33 18H35V20L33 19ZM46 20H45V19ZM54 19V21L52 20V19ZM113 18H114V22H113ZM130 18V19H129ZM208 18L210 19V20H208ZM216 18V19H215ZM219 18V19H218ZM224 19V21H223V19ZM239 18V19H238ZM240 18H244L243 20L242 19H240ZM253 18V19H252ZM258 19V21H259V23H258V21L256 22V20ZM8 19V20H7ZM22 19V20H21ZM23 19H25V20H23ZM27 19V20H26ZM41 19V20H40ZM76 19V20H75ZM79 19V20H78ZM88 19V20H87ZM90 19V20H89ZM103 19V20H102ZM118 19V20H117ZM119 19H121V20H123V22L121 21V20H119ZM126 19H128L127 21H125ZM133 19V20H132ZM148 18H146V20H147ZM170 19V20H169ZM171 19H173V20H176L175 22L173 21V20H171ZM178 19V20H177ZM184 19H186V21L188 22H186V21H184V22H182ZM228 19V20H227ZM253 21H252V20ZM256 19V20H255ZM1 20H3V21H1ZM6 20L8 21V22H6ZM12 20H13V22H12ZM44 20V21H43ZM56 20V21H55ZM73 20V21H72ZM83 20V21H82ZM96 20H98V21H96ZM133 21V22H130V21ZM145 20V21H146ZM168 20H169V22H168ZM180 20H181V22H182V24H181V22H180ZM198 20H200V21H198ZM202 20V21H201ZM219 20H221V22H223V23H225V24H223L222 25V23L221 22H219ZM233 20H235L234 22H232ZM242 20V21H241ZM246 20V21H245ZM23 21H25V22H23ZM79 21H80V23H79ZM85 21H87V22H85ZM101 21V22H100ZM103 21V22H102ZM108 21H110V22H108ZM125 21V22H124ZM136 21H137V23H136ZM139 21H142L143 23H140ZM190 21V22H189ZM211 21H212V23H213V25H211L212 23H211ZM216 21L218 22L217 24H216ZM247 22V24L246 23H244V22ZM17 22V23H16ZM30 22V23H29ZM50 22V23H49ZM54 22V23H53ZM89 22V23H88ZM113 23V24H110V23ZM117 22V23H116ZM118 22H122L121 24L119 23L118 24ZM180 22V23H179ZM200 23V22H204L203 23V25H202V23H200V25H199V23H198V25H193L192 23ZM237 22H239V24L237 23ZM250 22H253L254 23V25L252 24L251 25V23ZM255 22H256V25H255ZM78 23V24H77ZM82 23V24H81ZM93 23V24H92ZM191 23V24H190ZM196 23V24H197ZM209 23H210V25H209ZM244 23V24H243ZM250 23V24H249ZM257 23H258V25H257ZM84 24V25H83ZM169 24V25H168ZM175 24V25H174ZM177 24V25H176ZM181 24V25H180ZM187 24V25H186ZM215 24V25H214ZM219 24V25H218ZM230 24H232V25H230ZM235 24H237V25H235ZM241 24V25H240ZM243 24V25H242ZM249 24V25H248ZM15 25V26H14ZM88 25V26H87ZM92 25V26H91ZM128 25V26H127ZM185 25V26H184ZM221 25V26H220ZM240 25V26H239ZM74 26V27H73ZM119 26V27H118ZM179 26V27H178ZM215 26V27H214ZM66 27H68V28H66ZM77 27V28H76ZM86 27V28H85ZM100 27V28H99ZM170 27V28H169ZM256 27V28H255ZM39 28H41V29H39ZM76 28V29H75ZM90 28V29H89ZM181 28V29H180ZM241 28V29H240ZM73 29V30H72ZM169 29V30H168ZM171 29V30H170ZM232 29V30H231ZM49 30V31H48ZM87 30H88V32H87ZM147 30V31H146ZM150 30V31H149ZM163 30V31H162ZM195 30V31H194ZM200 30V31H199ZM230 30V31H229ZM13 31V32H12ZM35 31V32H34ZM46 31H48V32H46ZM95 31V32H94ZM124 31V32H123ZM142 31H146L145 32V34L142 32ZM159 31H162V32H159ZM166 31V35L165 36H163V34H164V32ZM170 31V32H169ZM178 31V32H177ZM182 31V32H181ZM229 31V32H228ZM240 31V32H239ZM29 33V34H27V33ZM32 32V33H31ZM37 32H39V34L41 35L42 34V32H46V33H43L40 37L41 38H39V36L37 35ZM41 32V33H40ZM50 32V33H49ZM83 32V33H82ZM153 32H155V33H153ZM181 32V33H180ZM22 33H26L25 34V36H24V34H22ZM52 33V34H51ZM57 33H59V34H57ZM93 33V34H92ZM119 33V34H118ZM137 33V35H136V37H134L135 35L134 34H136ZM142 33V35H140ZM157 33L159 34L158 36H157ZM161 33V34H160ZM180 33V34H179ZM191 33V34H190ZM234 33V34H233ZM20 34V35H19ZM170 34V35H169ZM177 34V35H176ZM178 34L180 35V37H181V34H184L181 38L180 37H178ZM188 34V35H187ZM194 34V35H193ZM237 34V35H236ZM29 35H30V37H29ZM31 35H34V36H31ZM35 35H37L36 37H35ZM47 35V36H46ZM52 35V36H51ZM58 35V36H57ZM119 35V36H118ZM9 36L11 37V39L9 38ZM13 36V37H12ZM16 36V37H15ZM20 36V37H19ZM24 36V37H23ZM65 36V39L63 38ZM71 36V37H70ZM161 36H163V38H165L166 40H168V41H170L169 40V38L171 39V42H168V44H167V42H165L166 40L165 39H162L161 38ZM169 36H172V37H169ZM174 36H175V38H179L178 40L177 39H175L174 38ZM177 36V37H176ZM185 36V37H184ZM25 37H29V39L28 38H25ZM32 37V38H31ZM38 37V38H37ZM46 37V38H45ZM52 37V38H51ZM61 37H62V39H63V41H60V39H61ZM66 37H68V38H66ZM142 37H145L146 39H148V41L150 42V38H153V39H151V43H153L152 44V46H151V44H149L148 43V41L147 40H145L144 41V39L145 38H142ZM148 37V38H147ZM156 37V38H155ZM167 37H168V39H167ZM187 37V38H186ZM190 37V38H189ZM198 37V38H197ZM19 38V39H18ZM23 38H25L24 40H22ZM43 38V39H42ZM48 38H50V39H48ZM55 38H56V41H55ZM92 38V39H91ZM175 40H174V39ZM203 38V39H202ZM7 39H10V40H7ZM14 39H15V41H14ZM28 39V40H27ZM34 39H36V40H34ZM60 41H58V40ZM70 39V40H69ZM155 39V40H154ZM173 39V40H172ZM213 39V40H212ZM9 41V42H11V43H9V42H7V41ZM14 42H13V41ZM18 40V41H17ZM31 40H34L33 42L31 41ZM54 40V42H58V44H56V43H53L52 41ZM64 40H65V42H64ZM153 40V41H152ZM163 40H165V41H163ZM184 40V41H183ZM219 42V44H218V42ZM224 40V41H223ZM28 43H27V42ZM31 41V42H30ZM37 43H36V42ZM173 41V42H172ZM174 41H175V43H174ZM192 41V42H191ZM200 41H203V42H201L200 43ZM206 41V43L204 44V42ZM210 42L209 44L207 43V42ZM7 42V43H6ZM16 42V43H15ZM25 43V44H23V43ZM30 42V43H29ZM46 42V43H45ZM63 43V45L61 46V44ZM81 42V43H80ZM82 42H83V44L86 42V44H82ZM142 42H144V43H142ZM145 42H147V43H145ZM156 42H158V45H157V43ZM186 42V43H185ZM194 42V43H193ZM212 42H215V44L213 43L212 44ZM223 42V43H222ZM228 42H230V43H228ZM261 42H263V45H262V43ZM4 43V44H3ZM33 43V44H32ZM35 43V44H34ZM51 45H50V44ZM65 43H66V45H65ZM93 43H95V45L93 44ZM156 43V44H155ZM160 43V44H159ZM170 43V44H169ZM217 43V44H216ZM261 44L260 46H259V44ZM11 44V45H10ZM21 44V45H20ZM29 44H31V45H29ZM46 44H47V46H46ZM54 44V45H53ZM89 45V48L87 47L88 45ZM93 44V45H92ZM98 46H97V45ZM104 44V45H103ZM142 44V45H141ZM143 44H148V45H150L151 47L150 48H152L153 47V50H151V51H146V55L144 54V55H142V53H140L141 54V56H140V54L138 53V52H140L141 51V49L143 48ZM155 44V45H154ZM163 44V45H162ZM196 44V45H195ZM205 45V47H204V45ZM233 44L235 45L234 46V48L236 49H234V51H236V53L234 54V52L231 50V48L233 47ZM4 45V46H3ZM8 45H10V46H8ZM13 45H14V47H13ZM25 45H27V47H30V48H27ZM39 45V46H38ZM45 45V46H44ZM49 45H50V48H49ZM53 45V46H52ZM73 45V46H72ZM80 45L82 46L83 45V47H82V49H81V47H80ZM91 45V46H90ZM111 45V46H110ZM117 45V46H116ZM119 45V46H118ZM140 45H141V47H140ZM160 45H161V50L159 49V47H160ZM164 45H167V47H166V50H165V48H163L164 47ZM210 46V49L208 48L209 46ZM219 46V48H218V46ZM240 45V46H239ZM1 46H3V47H1ZM7 46V47H6ZM20 46V47H19ZM23 46H25L24 47V50H23ZM44 46V47H43ZM64 46H66L67 47V49H66V47H64ZM95 46V47H94ZM108 46V47H107ZM121 46H122V48H124V49H122L121 48ZM155 46V47H154ZM163 46V47H162ZM179 46V47H178ZM200 46H202V47H204V50L202 49V48H200ZM208 46V47H207ZM213 46V47H212ZM217 46V47H216ZM244 47L245 49H243V48H241V47ZM256 46V47H255ZM262 46H263V48H262ZM6 47V48H5ZM54 47V49H52V48ZM61 49H60V48ZM77 47V48H76ZM89 49V50H91L90 52H94V53H87V52H89V50L87 49V48ZM94 47V48H93ZM98 47V48H97ZM115 47V48H114ZM118 47H120V48H118ZM158 47V48H157ZM170 47H173V48H171V52L169 53L168 51H170ZM175 47V48H174ZM186 47H188V48H186ZM191 47H193V48H191ZM200 48V49H197V48ZM209 49H207V48ZM214 47H215V49H214ZM241 48V51H240V49L239 48ZM257 47H259V48H257ZM8 48V49H7ZM15 48V49H14ZM23 50H21V49ZM25 48L27 49V50H25ZM45 48H48L47 50L49 51V52H51V53H49L48 51H46L45 50ZM80 48V49H79ZM95 48H96V50H95ZM100 48V49H99ZM105 48V50L103 51V49ZM127 48V49H126ZM140 48V49H139ZM155 48V49H154ZM186 48V49H185ZM190 48H191V51H190ZM206 48V49H205ZM255 48V49H254ZM7 49V50H6ZM13 49H14V51H13ZM60 49V50H59ZM71 49V50H70ZM86 49V50H85ZM101 49H102V54H100V52L99 51H101ZM109 49V50H108ZM119 49V50H118ZM130 49V50H129ZM158 49V50H157ZM163 49L165 50V52L163 51ZM173 49V50H172ZM186 51H185V50ZM187 49L190 51V53H189V51H187ZM193 49V50H192ZM195 49V50H194ZM220 49V50H219ZM5 50V51H4ZM18 50H19V52H18ZM38 50V51H37ZM53 50V51H52ZM57 50V51H56ZM76 50H78V51H76ZM88 50V51H87ZM93 50V51H92ZM95 50V51H94ZM98 50V51H97ZM108 50V51H107ZM111 50V51H110ZM113 50L114 51H116L115 53L113 52ZM127 50H128V52H127ZM149 50V49H148ZM154 50H156V51H154ZM207 50V51H206ZM211 50V51H210ZM214 50H218L217 52H215ZM232 51L233 52V54H230L229 56H228V54L227 53H230L229 51ZM238 50V51H237ZM244 52H243V51ZM253 50H255V51H253ZM25 51V52H24ZM40 51H42V52H40ZM43 51H45V52H43ZM108 52V54H107V52ZM122 51V52H121ZM135 51V52H134ZM183 51H185L184 53H186V56L191 60L192 59V61L190 62V60H187L188 62H186V59H188L186 56H185V54L183 53ZM209 51V52H208ZM252 51H253V54H252ZM258 51V52H257ZM6 52V53H5ZM14 54V55H12V53ZM24 52V53H23ZM48 52V53H47ZM66 52V53H65ZM74 52V53H73ZM82 52H83V54H82ZM87 54H86V53ZM99 52V54H98V56H99V59H101V58H103V59H101V60H98V59H96L98 56L97 55H95V54H97ZM110 52H113V53H111L110 54ZM119 53L120 52V56H116V53ZM124 52V53H123ZM137 52V53H136ZM149 52L151 53V54H149ZM152 52H153V54H152ZM199 52V53H198ZM202 52H205L206 54L204 55V53L202 54V56H200V57H203V56H205V57H203V58H205V61L202 59V58H199V61H198V58H197V55L199 56V55H201V53ZM211 52H215V54H213V53H211ZM231 52V53H232ZM238 52H240V53H243V55L242 54H240V53H238ZM8 53V54H7ZM21 53V54H20ZM22 53H23V55H22ZM36 55H35V54ZM38 53V54H37ZM53 53V54H52ZM58 53V54H57ZM80 53V54H79ZM105 55H104V54ZM167 53L168 54H170L169 56L167 55ZM191 53H193V54H191ZM207 53L209 54L208 55V57H210V55H212L213 54V56H211V57H213V59L212 60H206V59H208V57H207ZM256 53V54H255ZM260 53H261V55H260ZM7 54V55H6ZM10 54V55H9ZM19 54H20V58H19ZM43 54V55H42ZM46 54V55H45ZM48 54H50V55H48ZM73 54V55H72ZM79 54V55H78ZM88 56V58L86 57V55ZM94 56H93V55ZM107 54V55H106ZM113 54H115V56L117 57L116 59L115 58H113L114 56H113ZM157 54H161V57L159 56V55H157ZM181 54V55H180ZM193 56H191V55ZM194 54H195V56H194ZM259 54V55H258ZM6 55V56H5ZM16 55H18V56H16ZM22 55V56H21ZM34 55V56H33ZM45 55V56H44ZM53 55V56H52ZM55 55V56H54ZM77 56V58H74L75 56ZM81 55V56H80ZM93 57H96V58H93ZM100 55H102V56H100ZM124 55V56H123ZM151 56V59L154 57V58H156V56H159V58L157 57V59L155 60L154 58V62L150 59V57H149V59H147L148 57L147 56ZM154 55V56H153ZM164 55V56H163ZM167 55V56H166ZM235 55H238L237 57L235 56ZM257 55V56H256ZM7 56H8V58H9V60L8 61H10V64L8 65V62H7ZM13 56H15V58L13 57ZM26 56V57H25ZM38 56H42L43 58H41V59H44V61L41 63L40 61H41V59H40V57H38ZM52 56V57H51ZM72 56V57H71ZM89 56H90V58H89ZM110 56H112L111 57V59H110ZM142 58H140V57ZM180 56V57H179ZM182 56H184L185 57V59H184V57H182ZM216 56V57H215ZM226 56H228V57H226ZM231 56H233L232 58L234 59H232L231 58ZM241 56V59L239 60V57ZM253 56H255L254 57V59L252 58ZM4 57V58H3ZM12 57H13V59H12ZM17 57V58H16ZM28 57V58H27ZM35 57V58H34ZM46 57L48 58H52V59H46ZM53 57H55V58H53ZM65 57V58H64ZM78 57H80L83 61L81 62V59H80V61H79V59H78ZM91 57H92V59H94V60H92L91 61V64L93 65H91L90 64V61H89V66H87V65H84V64H87L88 63V60L90 59L91 60ZM106 57H109V58H107V60L106 59H104V58H106ZM147 57V58H146ZM176 57H177V59H176ZM196 57V58H195ZM211 57L209 58V59H211ZM230 57V58H229ZM243 57V58H242ZM245 57V58H244ZM251 57V58H250ZM7 58V59H6ZM69 58V59H68ZM75 60H74V59ZM85 58V59H84ZM113 58V59H112ZM139 58H140V61H139ZM164 58V59H163ZM182 58V59H181ZM194 58V59H193ZM215 58H216V60H215ZM238 59V61H237V59ZM15 59V60H14ZM34 59H37V61L36 60H34ZM66 59V60H65ZM71 59H72V62H71ZM76 59H78V61L76 60ZM96 59V60H95ZM110 59V60H109ZM115 59V60H114ZM138 59V60H137ZM145 59H147L146 61L148 62V64H147V62H145ZM163 59V60H162ZM195 59H197V60H195ZM200 59H202L201 61V63H200ZM221 59H222V61H221ZM229 60V65L227 64L228 63V60ZM243 59V60H242ZM251 59H253V60H251ZM261 59H263L262 61H260ZM3 60H5V61H3ZM11 60H12V62H11ZM27 60L29 61V63L27 62ZM33 60V61H32ZM38 60H39V62H38ZM46 60H47V62L48 61H51V62H46ZM87 60V61H86ZM105 60V61H104ZM125 60V61H124ZM149 60H151V62L149 61ZM182 60V61H181ZM195 60V61H194ZM225 60V61H224ZM242 60V61H241ZM255 60V61H254ZM257 60H259V61H257ZM18 61V62H17ZM24 61V62H23ZM75 61V62H74ZM107 61V62H106ZM167 61V64L165 63ZM180 61V62H179ZM221 61V62H220ZM232 61V62H231ZM241 61V62H240ZM3 62H6V63H3ZM20 62V63H19ZM38 64H37V63ZM62 62V63H61ZM67 64H65V63ZM77 62V63H76ZM79 62H80V64H79ZM83 62H86V63H83ZM99 62H101L100 64H99ZM145 62V63H144ZM153 62V63H152ZM186 62V63H185ZM192 62H193V67H192ZM198 62V63H197ZM221 64H220V63ZM263 62V63H262ZM15 63H17V65L18 66H16V64ZM23 63V64H22ZM41 63V64H40ZM49 65H51L52 64V66H48V68H46L47 66V64ZM61 64V66H60V64ZM74 65H72V64ZM82 63H83V65H84V67H83V65H82ZM139 63H144L145 65H146V67H147V69H146V67H145V65L143 66L144 68H142L141 66H140V64ZM162 64V65H160V64ZM176 63V64H175ZM180 65H179V64ZM183 63V64H182ZM197 63V64H196ZM204 63V64H203ZM206 63H209V64H207L206 66H208V68L206 67V66H204ZM259 63V64H258ZM261 63H262V65H261ZM32 65V66H30V65ZM35 64H36V66H35ZM70 64V65H69ZM137 64H139L138 66H137ZM156 66H155V65ZM159 64V65H158ZM191 65V68H192V70L190 69V65ZM201 64H203L202 66H201ZM213 64V65H212ZM215 64V65H214ZM219 64H220V66H219ZM227 64V65H226ZM235 64V65H234ZM237 64H240V65H238L237 66ZM252 64H255V65H252ZM5 65H8V67L7 66H5ZM16 66V67H12V66ZM44 65V66H43ZM54 65V66H53ZM64 66V68H65V71H66V73H65V71H64V69L62 68L63 66ZM79 65H80V70H79V68H77V67H79ZM98 65H100V66H98ZM136 65V66H135ZM177 65V67H174V66H176ZM188 67H187V66ZM198 65L200 66V67H198ZM231 65V66H230ZM234 67H233V66ZM252 67H251V66ZM29 66H30V68H29ZM34 66V67H33ZM46 66V67H45ZM101 66H102V68H101ZM150 66V67H149ZM153 66V67H152ZM158 66H159V68H160V70H159V68H158ZM161 66V67H160ZM167 66V67H166ZM195 66L199 69H197L196 70V68H195ZM204 66V67H203ZM217 66H219V67H217ZM259 66V67H258ZM262 66V67H261ZM6 67H7V70H6ZM23 67V68H22ZM44 67V68H43ZM49 67H51V68H49ZM61 67V68H60ZM69 67V68H68ZM76 67V68H75ZM82 67V68H81ZM91 67V68H90ZM95 67V69H93ZM109 68L110 67V69H108L107 70V68ZM120 69H119V68ZM125 67V68H124ZM127 67V68H126ZM131 67V68H130ZM139 67V68H138ZM141 67V68H140ZM162 67H164V68H162ZM184 67L186 68V69H184ZM216 67H217V70H216ZM227 67H228V69H227ZM238 67V68H237ZM257 67V68H256ZM19 68V69H18ZM39 70H38V69ZM42 68H43V70H42ZM66 68H68V69H66ZM70 68H71V70H70ZM89 68V69H88ZM97 68H100V69H97ZM106 68V69H105ZM112 68V69H111ZM121 68H122V70H121ZM136 68H138L139 70L137 71V70H135ZM156 68L159 70V72L158 71H155L156 70ZM172 68V69H171ZM176 70H178L177 72H180V73H175V69ZM181 68V69H180ZM203 68V69H202ZM205 68H206V70H205ZM230 68V69H229ZM232 68V69H231ZM254 68V69H253ZM11 69V70H10ZM21 69H23L22 71H21ZM30 69V70H29ZM36 71H35V70ZM59 69V70H58ZM63 69V70H62ZM72 69H74V74L72 73ZM85 71H84V70ZM105 69V70H104ZM116 69V70H115ZM142 69H144V73H143V71H141ZM153 69H155L154 70V75H155V77H152V76H150V75H153ZM162 69V70H161ZM180 69V70H179ZM189 69H190V71H189ZM238 71H237V70ZM240 69V70H239ZM248 69V71L246 72V70ZM261 69V70H260ZM15 70V71H14ZM50 70V71H49ZM54 70V71H53ZM57 70V71H56ZM76 70H77V72H76ZM89 70H91V71H89ZM95 70H96V73H95ZM98 70V71H97ZM122 72H121V71ZM127 70V71H126ZM163 70H165V72L163 71ZM169 70H170V72H169ZM183 70V71H182ZM213 70V71H212ZM222 70H224V72L222 71ZM236 71V72H234V73H232L233 71ZM10 71V72H9ZM12 71H14L13 73H12ZM22 72V74H21V72ZM23 71H25V72H23ZM31 71H34V72H31ZM39 73H42L41 74V76L39 77V74H37L38 72ZM45 71H47L46 73H45ZM59 71H61V72H59ZM65 73H63V72ZM81 71H83V72H86V73H83V72H81ZM89 71V72H88ZM103 71V72H102ZM107 72V74H106V72ZM152 71V72H151ZM167 71V72H166ZM174 71V72H173ZM187 71V72H186ZM192 71H194L193 73L194 74H192ZM199 71V73L197 74V72ZM204 71V72H203ZM260 73H259V72ZM7 72V73H6ZM16 72H17V74H16ZM45 74H44V73ZM50 72V73H49ZM52 72H53V74H52ZM56 72H58V73H56ZM71 74H70V73ZM79 72V73H78ZM90 72H92V73H90ZM100 72V73H99ZM119 72H120V74H119ZM138 72H141V74H138L137 75V73ZM145 72H147V73H145ZM158 72V76L156 75V73ZM161 72V73H160ZM191 72V73H190ZM203 72V73H202ZM207 72V73H206ZM215 72V73H214ZM221 72V73H220ZM228 72V73H227ZM239 72H240V74H239ZM26 73V74H25ZM32 73V74H31ZM34 73V74H33ZM36 73V74H35ZM56 73V74H55ZM64 75H63V74ZM68 73V74H67ZM78 73V74H77ZM98 73V74H97ZM102 73V74H101ZM112 73L113 74H115L116 76H117V74H118V77H116L115 75H112ZM124 73V74H123ZM152 73V74H151ZM174 73V74H173ZM185 73V74H184ZM189 73V74H188ZM202 73V74H201ZM220 73V74H219ZM225 73H227V75H225ZM232 73V74H231ZM237 73V74H236ZM27 74H30L32 77H34L35 75H36V80L37 79H39L38 81H36L34 78H32V80L34 81H32L31 79L29 80V76L30 75H27ZM47 74V76H44V75H46ZM59 74H61L59 77H58V75ZM67 74V75H66ZM76 74H77V76H76ZM80 74V75H79ZM90 74V75H89ZM94 74V75H93ZM106 75V76H103V75ZM111 74V75H110ZM128 74V75H127ZM171 74V75H170ZM175 74H177V75H175ZM182 75V76H180V75ZM187 74V75H186ZM199 74H201L200 75V78H199V76H197V75H199ZM215 74H216V76H215ZM229 74V75H228ZM253 74V75H252ZM255 74H256V76H255ZM6 77H5V76ZM18 75V76H17ZM25 75H26V77H25ZM38 75V76H37ZM50 75H51V77H50ZM53 75V76H52ZM57 75V78L55 77ZM64 76V78H65V80H64V78H63V84L61 83V81H62V77ZM68 75H69V78H68ZM72 75V77H70ZM86 75V76H85ZM153 75V76H154ZM163 75V76H162ZM192 75V76H191ZM206 75V76H205ZM211 75V76H210ZM221 75V76H220ZM250 75V76H249ZM11 76H13V77H11ZM16 76V77H15ZM19 76H22V77H19ZM89 76H90V78H89ZM91 76L94 78H92L91 79ZM98 76V77H97ZM113 76V78L115 79L114 81L115 82H113V78L112 79H110L111 77ZM117 78H115V77ZM119 76H120V78H119ZM137 76V77H136ZM144 76V77H143ZM170 76V77H169ZM178 76H180L179 78H178ZM187 76H188V78H187ZM213 76V77H212ZM218 76V77H217ZM223 76H224V78H223ZM226 76H228V77H226ZM231 78H230V77ZM8 77V78H7ZM10 77V78H9ZM18 77V78H17ZM28 77V78H27ZM45 77V78H44ZM47 77V78H46ZM52 77H54V78H52ZM68 79H67V78ZM84 77V78H83ZM101 77H103L104 79L106 78V79H108V80H110V82L109 81H106V79L104 80L103 78H101ZM135 77V78H134ZM145 77H146V79H145ZM150 77H152V79H151V81H149L148 79H150ZM161 77V78H160ZM165 77V78H164ZM181 77H183V78H181ZM196 77V78H195ZM197 77L199 78V79H197ZM203 77V78H202ZM211 79V81H210V79ZM214 77H215V80L217 79V78H219V79H217L215 82H217L218 84H216L214 81L212 82V80L214 79ZM221 77V78H220ZM245 77V79H243V78ZM249 77V78H248ZM262 77V78H261ZM6 78V79H5ZM25 78V79H24ZM42 78V79H41ZM50 78H52L51 80H50ZM59 78V79H58ZM71 78V79H70ZM73 78V79H72ZM76 78L78 79V80H76ZM81 78H83V79H81ZM88 78H89V80L90 81H92L93 83L91 84V83H89V85H88ZM95 78H96V80H95ZM137 78H138V80H137ZM142 80V78H144V80L143 81H141L140 79ZM148 78V79H147ZM161 79V80H159V79ZM163 78V79H162ZM191 78H192V81H191ZM226 78V79H225ZM228 78V79H227ZM254 78V79H253ZM258 78V79H257ZM13 79L16 81L15 82V85H14V81H13ZM67 79V80H66ZM85 79H87V80H85ZM119 79V80H118ZM123 79H125V80H123ZM155 79H157V80H155ZM171 79V80H170ZM182 79V81H180V85H179V80H181ZM185 79V80H184ZM190 79V80H189ZM196 81H195V80ZM209 79V80H208ZM222 81H221V80ZM236 79V81L235 82H233V80H235ZM238 79V80H237ZM250 81V83H249V81ZM256 79V80H255ZM6 80V81H5ZM7 80H8V82H9V84H8V82H7ZM26 80V82H24ZM49 82V84H51V85H49L48 83H47V81ZM57 81V82H55V81ZM68 80H70V82L68 81ZM75 80H76V82L78 83L79 82V85H77V83L75 82ZM95 80V81H94ZM128 80V81H127ZM141 81V82H143V83H141V82H139V83H137L136 81ZM174 80V79H173ZM178 80V81H177ZM199 80V81H198ZM226 80H228V81H231L230 83H233V84H235V85H233V84H231V86H230V84H228V81H226ZM245 80V81H244ZM3 83H2V82ZM43 81H45V82H43ZM53 81V82H52ZM67 81H68V83H67ZM74 81V82H73ZM87 81V82H86ZM112 81V82H111ZM121 81V82H120ZM124 81H126L125 83H124ZM155 81V82H154ZM156 81H157V83H156ZM159 81V82H158ZM160 81H162L161 83H160ZM183 81H187L186 82V84L188 83V81L190 82V87L188 86V84L186 85H184V84H182L181 82H183ZM194 81V82H193ZM206 83H205V82ZM208 81V82H207ZM210 81V82H209ZM221 83H224V81L225 82H227V83H225L226 84V86H225V84L223 85L222 83L220 84V86H218L219 85V82ZM246 81H247V83H246ZM18 82V83H17ZM21 83V86H19L20 85V83ZM24 82V83H23ZM30 82V83H29ZM32 82V83H31ZM36 82V83H35ZM37 82H43V83H38L37 84ZM72 82V83H71ZM86 82V83H85ZM105 82H107V84L105 83ZM117 82H119V83H117ZM123 82V83H122ZM130 83V85H129V83ZM136 82V83H135ZM177 82V83H176ZM196 82V83H195ZM243 82V83H242ZM258 82H259V84H258ZM261 82V83H260ZM4 83H6V84H4ZM11 83L13 84V86H11ZM53 83V84H52ZM54 83H56L55 85H54ZM57 83H58V85H57ZM61 83V84H60ZM73 83H74V85H73ZM100 83H102L103 84V86H105L104 88L103 87H101L102 85L100 84ZM111 83V84H110ZM112 83H114V84H112ZM127 83V84H126ZM134 83V84H133ZM145 83V84H144ZM148 83V84H147ZM153 83V84H152ZM156 83V84H155ZM183 83H185V82H183ZM198 83V84H197ZM203 83H205V84H203ZM252 83H254V84H252ZM17 84H19V85H17ZM22 84H24V85H22ZM27 84L29 85H31V86H28L27 88L28 89H25L24 90V88H26V86H27ZM37 84V85H36ZM40 84H42L41 86H40ZM45 84V85H44ZM48 84V85H47ZM68 84H70L69 86H68ZM92 86H91V85ZM118 84V85H117ZM132 84V85H131ZM135 84H137V86L138 87H136V85ZM178 84V85H177ZM192 84V85H191ZM209 84V85H208ZM212 84V85H211ZM216 84V85H215ZM262 84V85H261ZM12 87V88H10V86ZM35 85V86H34ZM67 85V86H66ZM73 85V86H72ZM99 85H101L100 87H98ZM112 86V87H108V86ZM211 85V86H210ZM224 87H226V90H224V89H222V88H224ZM243 85H245L244 87H243ZM6 86V87H5ZM9 86V87H8ZM15 86H19L18 88L17 87H15ZM23 86V87H22ZM32 86H34V88L32 87ZM43 86V87H42ZM44 86H46V87H44ZM50 86V87H49ZM54 86V87H53ZM56 86V87H55ZM59 86V87H58ZM61 86V87H60ZM87 86H85L86 88H87ZM120 86V87H119ZM126 86V87H125ZM128 86V87H127ZM133 86H135V87H133ZM150 86V87H149ZM180 86V87H179ZM181 86H183L184 88H182ZM188 86V88H186ZM191 86H193V87H191ZM195 86V87H194ZM201 86V87H200ZM214 86V87H213ZM227 86H228V89H227ZM237 87V88H235V87ZM242 86V87H241ZM247 86V87H246ZM20 87H22L23 89H21ZM38 87H39V89H38ZM40 87H42V88H44V89H41ZM52 87V88H51ZM77 87H79V88H77ZM141 87V88H142ZM153 87V88H152ZM157 87L155 88L156 90H157ZM163 87H162V89H163ZM230 87V88H229ZM232 87V88H231ZM235 89H234V88ZM253 87V88H252ZM2 88H7V89H5V91H4V89H2ZM15 88V89H14ZM19 88L21 89V91H24V93L25 94H27L26 95V97H22V95L24 94L23 92L21 93H19ZM31 88V89H30ZM34 89V91H33V89ZM85 88V89H86ZM99 88V89H98ZM106 88H108V89H106ZM129 88V89H128ZM195 88H197L196 90H195ZM213 88V89H212ZM239 88V89H238ZM244 88V89H243ZM247 88H248V90H247ZM9 89V90H8ZM15 91H14V90ZM37 89V90H36ZM47 89H45L46 91H49V90H47ZM56 89V90H55ZM60 89V90H61ZM73 89V90H74ZM103 89H105V90H103ZM111 89V90H110ZM145 89H146V87H145ZM154 89V90H155ZM182 89V90H181ZM189 89V90H188ZM198 89H199V91H198ZM202 91H201V90ZM205 89V90H204ZM215 89V90H214ZM220 89H221V91H220ZM230 89L232 90V89H234V90H237V91H239V90H241V92H243V91H245V92H249L250 91V93L251 92H255L254 94H255V96L256 97H259V98H256L255 96H254V94L252 93V94H250L249 93V95H248V92L247 93H245V92H243V94L240 92V93H238L237 91H236V93H235V91H234V93H233V90L231 91L232 93H230ZM263 94V95H261V96H259V95H257L258 94V90ZM7 90V91H6ZM28 90H31L30 92H32V93H34V94H32V95H30L31 93H29L28 92ZM204 90V91H203ZM255 90V91H254ZM14 91V93H16L17 94V92L16 91H18V94H17V96L16 95H14V93H11V92H13ZM197 91V92H196ZM212 91H214V92H212ZM229 91V92H228ZM3 92V94H1ZM4 92H6V93H4ZM10 92V93H9ZM29 94H28V93ZM40 92V93H41ZM174 92V91H173ZM172 91L171 92H167L166 91V94H165V96H167L166 98H169L168 96L170 95V93H173ZM201 92H204L203 94L201 93ZM208 92V94H206ZM226 92V93H225ZM39 95H38V94ZM41 93V94H42ZM192 93V94H191ZM201 93V94H200ZM218 93V94H217ZM221 95H220V94ZM224 93H225V95H224ZM257 93V94H256ZM10 94V95H9ZM12 94H13V96H12ZM19 94H22L20 97H18V95ZM194 94V95H193ZM233 94V95H232ZM239 94V95H238ZM2 95V96H1ZM4 95V96H3ZM30 95V96H29ZM36 95H38V96H36ZM202 95V96H201ZM204 95H206V96H208V97H206V96H204ZM214 95V96H213ZM224 95V96H223ZM227 95V96H226ZM229 95V96H228ZM242 95V96H241ZM245 95V96H244ZM247 95V96H246ZM7 96H10V98H8ZM15 96V98L17 97V101H15V98H11V97H14ZM38 97L37 99H36V97ZM164 96V97H165ZM201 96V97H200ZM221 96H222V98L223 99H225V97H226V101L224 100L223 101V99L221 98ZM231 96H233V99L231 98ZM31 97V98H30ZM199 97V98H198ZM202 97H204L203 99L205 100H203L202 99ZM214 97H216V98H214ZM219 97V98H218ZM240 97V98H239ZM246 97V98H245ZM253 97H255V98H253ZM8 98V99H7ZM20 98V99H19ZM23 98V99H22ZM25 98H27V100L25 99ZM30 98V99H29ZM200 98H201V100H200ZM234 101V102H232V100ZM235 98L237 99V100H239V101H237V100H235ZM35 99V100H34ZM56 99V98H55ZM61 99V98H60ZM215 99V100H214ZM222 99V100H221ZM260 99V100H259ZM9 100V102L10 103H7V101ZM30 100V101H29ZM57 100H58V98H57ZM62 100V99H61ZM150 100V99H149ZM199 100V101H198ZM210 100V101H209ZM211 100H214L213 102L214 103H216L215 104V106L214 107H210V105L213 103H211V104H209L210 102H211ZM228 100V101H227ZM240 100H241V102H240ZM243 100H247V103H243L244 101ZM20 101V102H19ZM22 101V102H21ZM27 101H29V102H31L30 103V105H29V102H27ZM48 101H50V100H48ZM47 101V102H48ZM60 101V100H59ZM151 101H153V99L152 100H150V101H148L149 103H151ZM203 101V102H202ZM248 101L250 102V103H248ZM3 102H5V103H3ZM23 102H27V104H24ZM33 102V103H32ZM36 102V103H35ZM154 102V101H153ZM188 103H190L189 101H187ZM201 102V103H200ZM205 102H206V104H205ZM232 102V103H231ZM236 102V103H235ZM17 103V104H16ZM35 103V104H34ZM45 103H46V101H45ZM58 103H60V102H58ZM103 103V102H102ZM102 103H101V105H102ZM105 103V102H104ZM198 103V104H197ZM200 103V104H199ZM226 103V104H225ZM227 103H228V105H227ZM239 103V104H238ZM252 103L254 104V106L252 105ZM5 104V105H4ZM13 104V105H12ZM25 106H24V105ZM33 104V105H32ZM203 104H205L204 105V107L202 106ZM224 104L226 105V106H224ZM232 104V105H231ZM240 104H242V105H240ZM244 104H245V106L246 107H244ZM247 104V105H246ZM250 106H249V105ZM260 104V105H259ZM12 105V106H11ZM23 105V106H22ZM27 105V106H26ZM105 105V104H104ZM202 106V107H201ZM217 106V107H216ZM220 106V107H219ZM229 106V110L227 109V108H225V107H228ZM253 106V107H252ZM259 108H258V107ZM188 108H189V106H187ZM187 107H185L184 109H186ZM198 107L195 109L196 111H197V109H198ZM235 107V108H234ZM245 109H244V108ZM248 107V108H247ZM250 107V108H249ZM2 108V107H1ZM0 108V109H1ZM215 108V109H214ZM218 108H219V110H218ZM254 109V110H252V109ZM261 108H263V109H261ZM209 109H211L210 111H209ZM230 109L232 110L231 111V113H230ZM259 109H260V111H259ZM203 110H205V109H203ZM206 110H205V112H206ZM214 110H216V111H214ZM223 110H224V114H225V116L226 117H224V114H223ZM229 111V113L227 114V112ZM245 110V111H244ZM257 110H258V112H257ZM262 110V111H261ZM226 111V112H225ZM234 111H236L235 113H234ZM239 111L242 113L241 115H238V114H240L239 113ZM247 111H250V112H247ZM255 111V112H254ZM2 112V111H1ZM0 112V113H1ZM233 112V113H232ZM199 113V112H198ZM212 113L214 114L213 116H212ZM248 113H250V114H248ZM230 114V116H228ZM231 114H232V116H231ZM233 114H235V121H234V123H233V121H231L234 117H233ZM254 114V115H253ZM256 114V115H255ZM1 115V114H0ZM247 115V116H246ZM249 115V116H248ZM251 115L253 116V117H251ZM3 117V116H2ZM2 117H0V118H2ZM229 117V118H228ZM231 117V118H230ZM233 117V118H232ZM249 119H247V118ZM222 118V119H221ZM250 118H251V121H250ZM203 120V116H201V117H199L198 118V122H199V124H205V122H201L202 120ZM214 121H213V120ZM219 119V120H218ZM225 119H231V120H229L230 121V124H233V125H236V126H233V127H236V129H238L236 132L237 133H235V134H233L232 132H230L231 131V129H232V131H233V127H232V125L231 126H229L228 124L229 123H227V120H225ZM237 119V120H236ZM240 119V120H239ZM254 121H256L255 119H257V121H258V123H257V121H256V123H257V125H259V126H257L258 128H256V126H254V125H256V123H253L252 124V121L253 120ZM258 119H261V120H263V121H261V120H258ZM222 120H224V122L222 121ZM228 121V122H229ZM243 121V122H242ZM245 121V122H244ZM253 121V122H254ZM162 122H164V123H162ZM212 122H214V123H212ZM218 122V123H217ZM239 122V124H235V123H238ZM167 122H165V120H163L162 119V121H161V123H159V125L161 126L162 124V126L163 127H165V128H169L170 129V126H172V122H168V124L166 125V126H164L165 124H166ZM225 123V124H224ZM241 123V124H240ZM250 123H251V125H253L254 126V128H253V126H250ZM210 124V125H211ZM221 124V125H220ZM248 124V125H247ZM170 125V126H169ZM226 127H225V126ZM238 125H240V127L238 126ZM245 125H247V126H245ZM158 126V125H157ZM161 126V128L160 129H165V128H163ZM168 126V127H167ZM212 126V125H211ZM215 126H213V127H215ZM219 126V127H218ZM242 126H245V128L247 127V129H248V131H247V133L249 132L250 133V135H249V133L248 134H246V130H244V134L242 133L243 131H242V129L244 128V127H242ZM218 127V128H217ZM228 127V128H227ZM231 129H230V128ZM242 127V128H241ZM260 127V128H259ZM264 127V126H263ZM212 128V127H211ZM241 128V129H240ZM169 129H167V130H169ZM218 129V130H217ZM220 129V130H219ZM221 129H222V131H221ZM236 129H234V130H236ZM259 129V130H258ZM171 130V129H170ZM251 130V131H250ZM253 130V131H252ZM254 130H257V131H254ZM211 131H212V129H211ZM217 131L219 132L218 134H217ZM241 131V133H239ZM260 131V134H258V132ZM261 131H263V132H261ZM234 132V131H233ZM255 132H257V134L258 135H256V133ZM232 133V134H231ZM262 133V134H261ZM259 135H261V136H259ZM263 136V137H262ZM216 137V138H215ZM223 137V138H222ZM262 137V138H261ZM262 139V140H261ZM261 142V143H260ZM229 144V145H228ZM240 144V145H239ZM245 144V145H247L246 147H245V145L243 146V145ZM263 144V145H262ZM238 145V146H237ZM242 145V146H241ZM250 145H255V146H250ZM257 146H259V148L257 147ZM262 146H263V148H262ZM231 147V148H230ZM234 147H235V149H234ZM224 148V149H223ZM256 148V149H255ZM259 150H258V149ZM262 148V149H261ZM221 149V150H220ZM264 153V152H263ZM262 212V211H261ZM260 213V212H259ZM262 214V213H261ZM257 215L258 217H262V215Z\"/></svg>", "mask_w": 264, "mask_h": 264}]
</instances>
